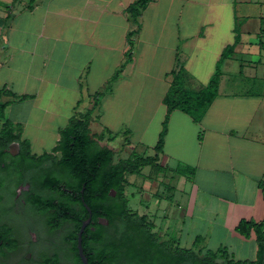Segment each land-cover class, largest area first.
Listing matches in <instances>:
<instances>
[{
    "label": "crops",
    "instance_id": "obj_1",
    "mask_svg": "<svg viewBox=\"0 0 264 264\" xmlns=\"http://www.w3.org/2000/svg\"><path fill=\"white\" fill-rule=\"evenodd\" d=\"M133 1L0 0V88L28 96L7 107L9 118L23 138L57 140L76 104L89 109L91 95L119 70L98 121L113 134L123 126L130 145L153 148L176 61L184 87L196 91L232 46L201 120L169 114L158 164L174 167L179 241L188 246L201 236L206 249L253 261L255 232L235 228L264 218V0H151L125 62L126 35L136 27L125 10Z\"/></svg>",
    "mask_w": 264,
    "mask_h": 264
},
{
    "label": "trees",
    "instance_id": "obj_2",
    "mask_svg": "<svg viewBox=\"0 0 264 264\" xmlns=\"http://www.w3.org/2000/svg\"><path fill=\"white\" fill-rule=\"evenodd\" d=\"M149 1L134 0L125 10L127 18L136 25L126 35L128 50L125 62L131 60L132 37L139 28V18ZM9 19L8 12L6 20ZM232 48L228 46L223 50L207 84L196 91L184 87V69L176 61L163 97L166 113L151 156L133 153L127 159L119 158L114 162V149L100 142L106 135V141L111 142L118 134L129 135V132L123 130L113 134L103 128L99 134L91 133L90 123L99 118L100 99L110 92L111 83L118 77L119 70L103 90L91 95L92 105L89 109L80 110L76 104L67 123L58 128L59 137L55 144L39 155L31 153L29 141L22 137V125L5 116L10 104L23 101L28 96L14 94L5 85L0 88V173L11 175L15 167L21 175L25 170H36L34 179H41L42 188L50 191L51 228H58L63 223L71 227L66 237L71 263L62 262L54 253L45 259V264H82L76 243L81 222L89 216L85 205L90 209L91 217L82 232L81 245L89 264H264V218L260 222H238L235 229L241 235L248 236L251 230L255 232L258 252L253 261H234L223 249H206L201 236H196L189 248L181 247L176 239H162L146 213L129 207L126 195L128 175H139L146 166L157 171L167 168L158 164V155L164 145L169 114L179 110L194 123L201 120L217 94L221 62ZM12 143L19 148L15 157L6 151ZM128 143L126 138L122 146ZM176 171L181 173L179 168ZM259 186L264 188L263 183ZM32 201L44 209L41 196L36 195Z\"/></svg>",
    "mask_w": 264,
    "mask_h": 264
},
{
    "label": "rangeland",
    "instance_id": "obj_3",
    "mask_svg": "<svg viewBox=\"0 0 264 264\" xmlns=\"http://www.w3.org/2000/svg\"><path fill=\"white\" fill-rule=\"evenodd\" d=\"M5 116L9 117V113L6 110ZM55 126L61 125L54 123ZM62 127V126H61ZM91 133L99 134L103 131L102 123L100 121H92L90 125ZM119 130L123 131L124 127H120ZM108 136L106 135L104 140L100 144H106L108 147L114 149L113 161L116 162L119 158L127 159L133 153L137 155H153V150L149 146H137L130 145V138L125 133L118 134L114 140L106 141ZM128 138L129 143H122ZM29 141L30 151L35 155L41 154L43 151H49L55 144L53 137L45 139L26 138ZM35 142L39 145L32 147V143ZM132 142V140H131ZM134 143V142H133ZM17 145L16 143H12ZM10 144V145H12ZM178 165V164H177ZM170 166H174L171 163ZM178 167L186 168L183 164H179ZM185 169H183V173ZM127 180L129 185L126 187V195L129 199V207L137 210L139 213H146L148 218L155 224V231L160 235L162 239H177L181 243V247L187 246L186 241L181 239L179 241L178 234L174 228V199L176 200L178 195L174 192V185L176 176L174 175V167L164 168L162 171H157L155 168L149 166L144 167L140 174L128 175ZM18 232L23 229L24 224L22 220L18 219ZM35 226L39 225L35 219ZM68 224V223H67ZM41 228V227H40ZM66 234L65 227L58 231H53L46 234V231L42 229L38 230V235L41 239L33 241L34 245L30 246L27 243L21 246L16 252L4 258L3 264H39L41 263L40 250L45 245L50 254L56 253L59 259L64 263H71V253L69 251V245L65 244L64 236ZM30 235L26 240L30 241ZM43 240V241H41ZM32 242V241H31ZM31 260V261H30Z\"/></svg>",
    "mask_w": 264,
    "mask_h": 264
},
{
    "label": "flooded vegetation",
    "instance_id": "obj_4",
    "mask_svg": "<svg viewBox=\"0 0 264 264\" xmlns=\"http://www.w3.org/2000/svg\"><path fill=\"white\" fill-rule=\"evenodd\" d=\"M6 151L15 157L18 155V145H9ZM4 164H1L3 166ZM46 165V164H45ZM15 167V172L11 175L0 173V264L5 261L10 254L16 252L21 246H33V241H40L41 237L38 235V230L46 231V234L58 231L65 227L66 234L64 242L66 241L67 232L70 230V225L63 223L60 227L52 229L50 219V191L42 188L41 179H34L36 170H25L22 175L19 174L18 168ZM36 195L42 197V207L33 203ZM18 219L22 220L24 224L23 229L18 232ZM35 219L39 222L35 226ZM90 222V221H89ZM89 224V223H88ZM41 227V228H40ZM92 227V225H91ZM30 235V241L26 240ZM32 241V242H31ZM43 241V240H41ZM44 248L40 250L41 263L45 264V259L52 254ZM54 254V253H53ZM31 261V260H30Z\"/></svg>",
    "mask_w": 264,
    "mask_h": 264
},
{
    "label": "water",
    "instance_id": "obj_5",
    "mask_svg": "<svg viewBox=\"0 0 264 264\" xmlns=\"http://www.w3.org/2000/svg\"><path fill=\"white\" fill-rule=\"evenodd\" d=\"M85 207H86L87 211L89 212V216L85 220H82V222H81L80 228L77 232L76 248H77V253H78V256L80 258L81 263L82 264H89L86 256L83 253V249H82V245H81L82 232H83L84 228L86 227V225L89 223L90 217H91L90 209L86 205H85Z\"/></svg>",
    "mask_w": 264,
    "mask_h": 264
}]
</instances>
